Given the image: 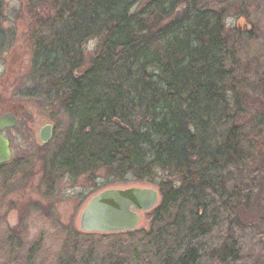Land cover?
<instances>
[{"label":"trees","instance_id":"16d2710c","mask_svg":"<svg viewBox=\"0 0 264 264\" xmlns=\"http://www.w3.org/2000/svg\"><path fill=\"white\" fill-rule=\"evenodd\" d=\"M141 1H27L41 35L35 47L44 95L64 119L51 169L78 180L103 171L114 182L151 181L160 173L148 230L96 235L98 241L117 238L135 264H235L242 249L234 227L264 230L258 200L252 206L250 193L225 183L252 139L264 169L255 124L264 100L242 89L263 62L264 31L249 22L263 2L150 0L134 11ZM2 6L0 0V26ZM244 39L260 46L259 56L245 62ZM90 41L97 45L83 66L81 47ZM215 197L218 208L211 210ZM229 210L234 217L225 216ZM215 229L218 236L205 246Z\"/></svg>","mask_w":264,"mask_h":264},{"label":"rangeland","instance_id":"374dc122","mask_svg":"<svg viewBox=\"0 0 264 264\" xmlns=\"http://www.w3.org/2000/svg\"><path fill=\"white\" fill-rule=\"evenodd\" d=\"M27 1L3 0L0 26L5 31L0 34V106L14 105L17 112L22 115L29 114L28 118L23 117L17 130L18 134L25 130V124L33 114L46 111L44 113L48 116L49 111H57L56 107H58L44 95L45 80L43 74L37 69V48L35 47L36 38L41 35L34 31ZM148 1L150 0L139 2L134 11L139 10ZM262 2L261 9H257L256 13L252 11L249 15V22L256 25L260 33L264 31V0ZM225 24L229 29L235 27V17L228 18ZM244 40L245 43L239 55L243 62L260 54V46L256 41ZM96 45V42L90 41L81 47L83 66H86L93 56ZM262 60V64L248 77L242 89L250 96L261 97L264 100V55ZM61 121H64L63 117ZM255 124L256 130H261L263 134L261 139L264 142V117L256 118ZM252 142L246 149L247 158L241 164L230 167L229 172L225 173L227 175L225 183L227 190L237 187L243 193H250L251 205L253 206V199L256 198L258 205L254 204L259 206L258 210L262 211L264 209V169L260 168L262 158L257 152L259 147L255 145L253 139ZM97 174L95 179L89 178L75 182L74 185L77 186L73 192L69 190L71 184L65 181L61 189L57 190V198L55 196L53 202L59 212L53 217L63 223L64 228H66L64 223L70 224V228L64 233L57 232L45 222L32 216L28 224L30 230L27 233L28 238L18 241L15 240L17 237L9 231L8 220L11 221V216H5L6 220L0 224V264H135L136 258L124 256L126 252H123L124 248L117 238L109 237L100 242L99 236L82 233L78 227L79 216L87 201L101 191L132 187L157 190L161 175L157 173L151 181H137L127 177L123 181L114 182L107 179L103 171H98ZM213 199L216 202L211 210L218 208L219 198ZM19 207L23 208L22 205ZM73 207L76 210L74 208L72 215L70 209ZM226 213L225 216L229 214L231 217L235 216V213L230 210ZM149 223L150 219L144 215L138 230H148ZM234 228L233 236L242 249L241 257L235 264H264V230L259 225L248 229ZM214 231L210 233L207 240H203V243H206L205 246L213 244V240L218 236L217 229ZM89 240L90 243H85ZM82 243L87 246L83 247ZM141 248L139 247V250L137 248L138 253L142 250Z\"/></svg>","mask_w":264,"mask_h":264},{"label":"flooded vegetation","instance_id":"af4514ba","mask_svg":"<svg viewBox=\"0 0 264 264\" xmlns=\"http://www.w3.org/2000/svg\"><path fill=\"white\" fill-rule=\"evenodd\" d=\"M13 106L10 104L0 106V117L11 114L16 120L13 128L1 132V137L8 144L11 159L0 163V224L6 220L5 216H11V221L8 220L9 231L17 237L15 240L18 241L19 239L21 241L20 231L22 229L25 231L23 239L28 238L27 233L30 231L28 224L32 216L55 229L46 219L50 217L60 229L67 231L70 224L64 223L66 227L64 228L63 223L53 217L59 212L53 202L57 190L61 189L65 181L71 184L69 190L73 192L77 186L74 185L75 182L89 178L73 179L69 176H62L58 171L51 169L58 163L54 160V156L57 157V155L53 150L59 139L56 133L57 126L61 124V112L49 111L48 116L44 113L46 111L33 114L26 122L25 130L18 134L17 130L23 117L28 118L29 114L22 115ZM48 169L52 173L48 174ZM20 205L23 208H20ZM74 208L70 209L72 215L76 210ZM60 229L57 228V231Z\"/></svg>","mask_w":264,"mask_h":264},{"label":"water","instance_id":"95a60500","mask_svg":"<svg viewBox=\"0 0 264 264\" xmlns=\"http://www.w3.org/2000/svg\"><path fill=\"white\" fill-rule=\"evenodd\" d=\"M79 77L75 73V78ZM15 125L13 115L0 117V163L11 159L8 144L1 137V132ZM158 201V192L152 188L132 187L101 191L82 210L79 229L83 233L99 235L133 233L138 229L142 214L153 210Z\"/></svg>","mask_w":264,"mask_h":264}]
</instances>
